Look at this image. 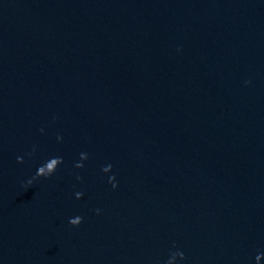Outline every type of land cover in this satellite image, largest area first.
Listing matches in <instances>:
<instances>
[{
    "label": "water",
    "instance_id": "1",
    "mask_svg": "<svg viewBox=\"0 0 264 264\" xmlns=\"http://www.w3.org/2000/svg\"><path fill=\"white\" fill-rule=\"evenodd\" d=\"M0 264H264V0H0Z\"/></svg>",
    "mask_w": 264,
    "mask_h": 264
},
{
    "label": "clouds",
    "instance_id": "2",
    "mask_svg": "<svg viewBox=\"0 0 264 264\" xmlns=\"http://www.w3.org/2000/svg\"><path fill=\"white\" fill-rule=\"evenodd\" d=\"M181 258L183 259V256Z\"/></svg>",
    "mask_w": 264,
    "mask_h": 264
}]
</instances>
